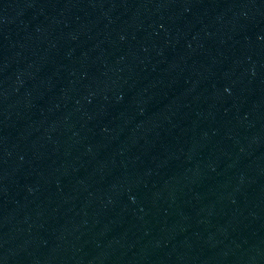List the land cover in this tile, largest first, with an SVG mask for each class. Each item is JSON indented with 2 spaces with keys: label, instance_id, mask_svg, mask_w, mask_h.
<instances>
[{
  "label": "water",
  "instance_id": "95a60500",
  "mask_svg": "<svg viewBox=\"0 0 264 264\" xmlns=\"http://www.w3.org/2000/svg\"><path fill=\"white\" fill-rule=\"evenodd\" d=\"M0 264H264V0H0Z\"/></svg>",
  "mask_w": 264,
  "mask_h": 264
}]
</instances>
